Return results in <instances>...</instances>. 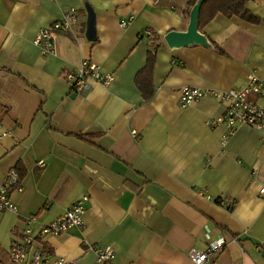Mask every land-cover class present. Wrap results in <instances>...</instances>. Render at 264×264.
<instances>
[{
	"label": "crops",
	"instance_id": "1",
	"mask_svg": "<svg viewBox=\"0 0 264 264\" xmlns=\"http://www.w3.org/2000/svg\"><path fill=\"white\" fill-rule=\"evenodd\" d=\"M84 2L94 12V39L85 36ZM70 7L79 24L57 34L55 54L41 56L35 33ZM190 7L188 0H0V184L11 167L22 170L10 193L15 209L0 211V264H11L8 248L27 215L35 226L46 223L83 194L81 227L38 236L46 261L105 264L94 249L111 247L108 264H192L190 248L221 236L209 264H264V131L239 124L223 140L225 125L208 123L223 103L178 102L183 85L240 87L250 72L264 79V0L245 3L256 21L217 12L203 25L222 52L211 43L167 46L163 34L184 30ZM154 35L153 95L144 100L135 74ZM84 58L112 74L107 86L90 81L77 92L67 84L62 71ZM222 195L233 205L217 204Z\"/></svg>",
	"mask_w": 264,
	"mask_h": 264
},
{
	"label": "built area",
	"instance_id": "2",
	"mask_svg": "<svg viewBox=\"0 0 264 264\" xmlns=\"http://www.w3.org/2000/svg\"><path fill=\"white\" fill-rule=\"evenodd\" d=\"M77 9L70 7L66 9L61 17L50 24L38 29L32 43L38 48L41 56L55 54V42L57 34L62 30H68L73 25L79 24ZM121 25L125 21L120 22ZM143 36L148 39L151 31L145 29ZM64 80L77 92H82L89 87L90 81L98 82L107 86L113 76L109 72H103L97 64L82 59L75 70H63ZM203 96H210L223 103L222 112L208 120L209 124L223 123L226 128L222 136L225 140L233 133L239 124H247L264 131V79L257 77L250 72L245 77V82L240 87L227 89L202 88L192 85H183L178 89V102L180 106H186ZM135 131L132 134L135 135ZM42 164L43 160H38ZM20 177L14 167L8 169L3 181L0 184V211L14 210L15 207L10 201V193L19 187ZM259 194L264 195V186L259 188ZM87 195L83 194L74 200L60 215L37 226L36 218L29 214L24 218L22 234L13 240L8 248V258L11 264H73V260H67L61 256L53 261L45 260V252L42 242L38 236L60 235L71 227L83 225V214ZM215 202L220 206L229 208L234 200L231 197L219 196ZM223 237L210 240L205 249L190 248L187 257L192 264H209L211 259L221 250L224 244ZM96 261L108 264L113 258L111 247H95Z\"/></svg>",
	"mask_w": 264,
	"mask_h": 264
},
{
	"label": "trees",
	"instance_id": "3",
	"mask_svg": "<svg viewBox=\"0 0 264 264\" xmlns=\"http://www.w3.org/2000/svg\"><path fill=\"white\" fill-rule=\"evenodd\" d=\"M195 0H188L189 6L194 3ZM247 0H203L198 14V22L197 29L205 34L202 27L203 25L212 18L217 12L223 14L224 16H232L236 15L238 17H242L248 21H256V18L251 15L246 7L245 3ZM206 36V34H205ZM207 37V36H206ZM158 36H152V40L150 42L152 46V50H149L146 55V60L144 66L137 71L135 74V83L139 90L141 91V95L144 100L149 99L153 95V87H151V72L152 66L155 58V50L158 46L157 42ZM208 39V37H207ZM209 40V39H208ZM211 44H213L219 52L222 50L218 47L216 43L212 40H209ZM15 166H19L17 163ZM19 170V176H22V170Z\"/></svg>",
	"mask_w": 264,
	"mask_h": 264
},
{
	"label": "water",
	"instance_id": "4",
	"mask_svg": "<svg viewBox=\"0 0 264 264\" xmlns=\"http://www.w3.org/2000/svg\"><path fill=\"white\" fill-rule=\"evenodd\" d=\"M203 0H195L188 12V21L184 30L170 29L163 34V40L169 47H180L189 44H201L210 47L211 44L205 34L197 29L199 8ZM86 10L87 39H94V12L87 2H84Z\"/></svg>",
	"mask_w": 264,
	"mask_h": 264
}]
</instances>
